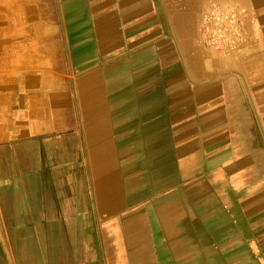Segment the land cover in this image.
Instances as JSON below:
<instances>
[{
    "label": "crops",
    "instance_id": "crops-1",
    "mask_svg": "<svg viewBox=\"0 0 264 264\" xmlns=\"http://www.w3.org/2000/svg\"><path fill=\"white\" fill-rule=\"evenodd\" d=\"M237 55L209 0H0V264H264V0Z\"/></svg>",
    "mask_w": 264,
    "mask_h": 264
},
{
    "label": "built area",
    "instance_id": "built-area-1",
    "mask_svg": "<svg viewBox=\"0 0 264 264\" xmlns=\"http://www.w3.org/2000/svg\"><path fill=\"white\" fill-rule=\"evenodd\" d=\"M247 15L243 6L209 0L199 20L204 48L225 57L239 54L248 42Z\"/></svg>",
    "mask_w": 264,
    "mask_h": 264
}]
</instances>
